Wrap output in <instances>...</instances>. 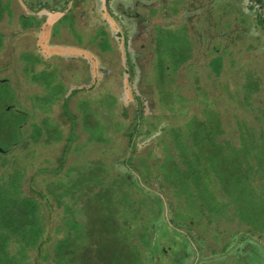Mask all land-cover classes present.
<instances>
[{"label":"rangeland","instance_id":"1","mask_svg":"<svg viewBox=\"0 0 264 264\" xmlns=\"http://www.w3.org/2000/svg\"><path fill=\"white\" fill-rule=\"evenodd\" d=\"M150 2L148 6L152 7L155 2ZM39 3L40 0H0V84H6L0 85V102L13 101L18 108L15 100L19 93V103L27 108L28 97L36 94L43 99L48 95L45 101H54L56 107L50 112L63 131L56 140L45 134L47 141L39 140L31 147L28 142L33 132L29 131V122L23 128L28 131L25 140L0 157V164L24 169L25 195L51 187L73 163L77 169L72 178H80V170L86 171L83 166H90V161L99 162L108 166V175L115 184L117 180L123 184V189L116 192H132L131 198H119V207L126 208L128 220L117 225L123 231L149 229L151 235L146 233L152 239L150 250L143 257L146 264H264V212L252 205L255 202L264 207V200L234 192L242 207L229 202L226 194L233 193L231 186L240 189L234 182L240 175L238 166H227L228 156L223 157L227 165H220L212 184H208L210 179L197 181L196 187L194 183L197 194L189 195L191 190L186 188L183 174L167 178L171 168L164 170L165 176L161 170L166 158L182 169L191 153L202 155L198 154L199 143L195 139L207 119L211 136L222 145L237 142L239 125L264 129V123L258 124L256 119L264 113V0H183L159 16L148 9L141 11L140 0H107L105 12L113 18L120 37L126 38V33L136 37L129 40L134 48L126 59L119 54L123 50L104 34L105 26L92 25L93 15H103L98 0H43V6L49 5L56 14H62L61 22L49 30L45 29L46 15L36 21L24 18L21 6L27 13H36L39 8L34 10L35 5ZM29 20L31 27L24 29L23 23ZM42 35L49 45L63 47L88 41L94 53H109L105 56L106 65L110 64L113 79L117 80L101 77L100 66L93 70L87 59L69 62L68 58L45 56L39 45ZM44 72L54 73L46 80ZM251 72L261 79L259 90L252 95L245 91L246 75ZM123 76L126 82L122 85ZM54 79L58 80L57 85H53ZM48 83L53 89H48L50 94L45 89ZM32 101L40 104L39 100ZM8 111L0 113V118L4 117L2 126L8 124L4 123L6 117L14 118ZM17 118L15 123L20 121ZM44 126L47 131L56 128L53 122ZM99 135H109V144L101 146ZM30 147L34 160L20 154ZM203 148L209 157L217 156L212 147ZM252 163L255 165V161ZM248 170L241 163V172ZM173 176L176 185L169 183ZM194 177L199 180L196 174ZM261 180L254 179V183L258 185ZM126 181H131V186ZM240 181L244 182V178ZM221 183H227L226 193L219 188ZM249 184L256 193L264 191V185ZM177 195L183 197L177 200ZM195 197L200 203L194 202ZM148 198L157 200L149 203ZM188 201L187 206L184 202ZM135 212L136 221L130 219ZM55 220L59 226L58 218ZM45 227L48 232L53 229ZM133 239L136 244L142 242L135 235Z\"/></svg>","mask_w":264,"mask_h":264},{"label":"trees","instance_id":"2","mask_svg":"<svg viewBox=\"0 0 264 264\" xmlns=\"http://www.w3.org/2000/svg\"><path fill=\"white\" fill-rule=\"evenodd\" d=\"M258 24L261 27L262 24L259 20ZM30 27V20L28 23H23L24 29ZM173 37V39H176L175 36ZM2 43L3 40L0 38V46ZM224 65L223 61H221L222 68ZM50 73L44 72L45 79ZM254 76L255 74L253 72L247 73L246 75L245 91L250 95L255 94L261 84V79ZM56 81L58 80H53V85L56 84ZM3 83L4 81L0 85ZM4 85L6 84L4 83ZM50 85V83L45 85L48 94H50V90H48L51 88ZM7 86L12 90L8 84ZM36 92H39V89H36ZM20 96L21 94L18 93L16 96L17 100H15L18 108L14 103V105L12 104L13 101L9 103L0 102V113H5L6 110H9L8 114L14 116L12 119L5 118L4 123H8L6 126H2L0 123V135L3 137L2 142H0V157L6 156L10 147H15L21 141L25 140V134L28 131L26 132L23 128L29 122V131L33 132L28 142L31 147H34V144L38 143L39 140L43 139V142L47 141L48 138H44L45 134L49 135V139L55 136V140L63 134L58 123L59 121L55 118L54 113L52 116L50 112L51 109L54 112V108L56 107L54 101H45L48 95L43 99L40 96H36V94L28 97L26 100L28 103L27 108L19 103L22 99ZM58 96H62V93H58ZM33 99L39 100L38 103L40 104L37 106L32 101ZM78 101L79 99L76 101V107ZM88 104L91 106L89 102ZM76 114H79L80 117V113L77 112ZM17 116L20 117V121L15 123L14 119L18 120ZM3 118H0V121ZM256 119L258 124L264 123V113L260 114ZM206 121L199 129L201 135L195 139L199 143L200 151L198 149V154L202 155H196L197 152L191 153L185 159L182 169L171 158H166L167 162L165 163L164 160L163 167L161 168L163 176H165L164 170L170 168L172 172L170 171L166 175L167 178H170L172 174H183L180 177L186 179V188L188 187L191 190L189 195L197 194L198 192L195 188L197 183L210 179L208 184H212V179L217 178L214 176L220 171V165L224 167L225 164L227 165L223 157L228 156L229 164L227 166H238L240 175L234 181L240 186V189L239 187L231 186L229 190L233 193L230 194L227 192L226 194L229 202L232 204L237 202L242 207L241 199L234 198V192L246 193V196H253L258 201L264 200V191L262 190L260 193H256L249 184L252 183L255 186L264 185V182L261 180L264 179V129L259 127L256 130L254 126L239 125V138L237 142L230 145L227 143L222 145L216 143V140L211 136L212 131L209 130L211 127L209 124L210 120L207 119ZM49 122L55 123L56 128L54 127L53 130L47 131L44 125ZM42 128H45V130ZM109 138V135H101V137L99 135L100 140L98 143L101 146L107 145L110 142ZM257 143L261 145H257ZM90 145L89 143L86 146L89 147ZM26 146L27 143L24 144V147ZM206 146L212 147L217 156L209 157L203 148ZM31 147L29 149L25 148L24 151L21 150V156L34 160V153ZM245 147L246 150L243 151L242 148ZM253 161H255V165L252 163ZM232 162L235 165H232ZM241 163L245 165V170L249 169L248 172H241ZM72 166H69L63 174L58 175L57 182H53L51 187L47 186L46 189L36 194L25 195L23 191L24 169H20L19 165L12 166L4 162L0 164V264H146V261L143 262V257L144 253L147 255V251L150 250V242L152 239L149 236L151 235L149 229L139 228V230L132 232L129 229L123 231L119 228L120 225H123L128 220L126 208L119 207L120 200H122L119 198H131L132 192L128 190L116 192L117 189H123V184L120 180H117V184H115L114 180L108 175V166L104 164L90 161V166H83L88 172L87 174H84L86 171L78 168L80 170V178H72L74 171L77 169L76 164L73 163ZM209 170L211 171L210 175L207 174ZM193 172L199 180L194 179L195 174ZM81 174L86 176H82ZM173 178L174 176L170 179L172 182L169 183L176 185V181H173ZM241 178H244V182L240 181ZM254 179L261 180L260 184L256 185ZM106 180L108 181L106 182ZM126 182L131 186V181ZM164 183L170 186V184H166L167 182ZM231 183L228 182V184ZM226 184L221 183L219 186L225 193ZM88 186L98 192L92 194L90 188L87 190ZM83 195L84 197H82ZM177 196V200L183 197L181 195ZM84 198L87 200L86 202H82ZM148 199L149 203H155L157 200H152V198ZM137 200L139 201V199ZM195 201H198L197 197H195ZM198 202L200 203V201ZM223 202L225 203L224 200ZM184 204L188 206L189 201L187 203L184 202ZM252 205L255 206V209L259 208L264 212V207H260L255 202H252ZM53 209L57 210L55 211L56 213L52 211ZM80 216H83L84 219H80ZM137 217L138 215L135 212L131 214L130 219L136 221ZM55 218H58L59 226H57V220ZM47 225L53 228L49 232L45 227ZM63 230L65 233L63 232V235L58 238L57 236ZM134 235L136 238L142 240L143 243L136 244L135 239H133ZM86 245H90V248L85 249ZM87 250L88 252H86Z\"/></svg>","mask_w":264,"mask_h":264},{"label":"crops","instance_id":"3","mask_svg":"<svg viewBox=\"0 0 264 264\" xmlns=\"http://www.w3.org/2000/svg\"><path fill=\"white\" fill-rule=\"evenodd\" d=\"M35 1L36 0H31V2H33V3ZM42 1L43 0H40V3L38 5H35L34 10H36V8H39L36 11V13L29 12L28 15L23 14L24 18L28 19L30 17L29 19H33V21L34 20L36 21V19L41 18L42 14L46 15V18H45L46 28L45 29L46 30L54 29V26L61 22L62 14H61V16L56 14L55 9H53L52 7H48L49 5L43 6ZM46 1H48V0H46ZM140 1H141V3H143V6H142L143 8L140 7L141 11L143 10V12L145 13L146 12L145 9H148V10H150L152 15L156 14V16H159V14H161L162 11L172 10L173 8H175V6L178 5V3L179 4L183 3V0H140ZM149 1H151L150 3L155 2V4L152 7H149L148 3H147ZM206 1H207V3H209L211 0H206ZM144 2H146V3H144ZM235 2H236V0H235ZM98 3H100L99 10L103 12V15L101 14V16H98L95 18L93 15L91 17L92 18L91 22L93 23L92 25H95L96 27H98V26L100 27L101 25H104L105 31H106L104 34L107 33V36H109V40L112 39V41L114 42L116 47L123 50V53L119 52V54L122 55L123 58L126 59L127 53L134 48L133 42L132 41L129 42V40H136V37L131 38L130 37L131 35L126 33L127 37L121 38L120 32L116 29V24H114L113 18L111 17V15H109L108 13L105 12L107 0H98ZM231 12L235 14V11H231ZM173 13H175V10H173ZM128 14L132 15V13L131 14L128 13ZM227 14L229 15L230 13L228 12ZM243 15H245V14H243ZM132 16H135V15H132ZM143 16L146 18V15H143ZM139 23H140V21H139ZM108 26H109V30H107ZM225 28L228 29V27L226 25H225ZM137 30H138V27H137ZM187 31H188V29H187ZM52 34H54L53 30H52ZM45 35H47V32ZM98 38H100V35ZM47 39H48V37H47ZM50 39H51V37H50ZM45 42L47 44L43 45ZM39 45H41V47H43V54L45 56L51 57L52 55H54V56H57L58 58H60L61 60L62 59L65 60L68 58L67 60L69 62H72L74 60H76V62H78L81 59H84V60L87 59L88 62L91 64V67H93V70H98L99 69L98 67L100 66L99 72L103 74V76H101V77L106 76V79L117 80L116 78L113 79V74H111L112 70L109 67L110 64L106 65L107 61H106L105 56H107V55L109 56L110 54L107 52H102V53L101 52H99V53L95 52L94 53L93 49L90 47V44L88 41H85L84 43H77L75 45H65L63 47H57L56 44L49 45L48 40H46V37L42 35ZM35 53H36V51H35ZM112 55H114V54L112 53ZM87 60H85V61L87 62ZM101 65H103V66H101ZM124 77L125 76H123V78H121V80H120L121 82L118 81L122 85L124 84V82H126V79Z\"/></svg>","mask_w":264,"mask_h":264},{"label":"flooded vegetation","instance_id":"4","mask_svg":"<svg viewBox=\"0 0 264 264\" xmlns=\"http://www.w3.org/2000/svg\"><path fill=\"white\" fill-rule=\"evenodd\" d=\"M21 7H22L23 11L25 12V14L28 15L29 13H27V9H24L23 6H21ZM133 87H136L135 89L137 90V86H133Z\"/></svg>","mask_w":264,"mask_h":264}]
</instances>
